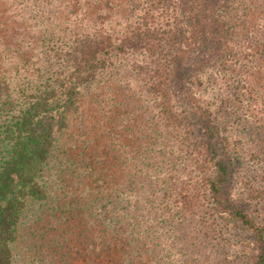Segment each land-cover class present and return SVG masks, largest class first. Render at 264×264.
<instances>
[{"label":"rangeland","instance_id":"obj_1","mask_svg":"<svg viewBox=\"0 0 264 264\" xmlns=\"http://www.w3.org/2000/svg\"><path fill=\"white\" fill-rule=\"evenodd\" d=\"M16 1L0 0L8 4L0 7V131L23 103L30 74L51 62L62 71L76 43L97 35L118 42L148 17L167 25L152 34L163 48L105 55L103 68L78 88L43 166L46 196L27 201L19 216L13 264H93L92 257L97 264L119 242L113 252L124 260L134 246L122 233L131 222L139 227L132 224L128 237L140 247L124 264H250L255 248L246 233L209 216L202 192L212 168L196 163L193 108L179 107L167 120L157 92L186 98L175 79L174 58L181 59L187 93L217 123L232 157L230 197L264 225V0L228 3L220 10L226 37L206 32L200 52H184L176 37L189 41L183 0ZM190 196L200 206L184 218L177 205ZM126 200L128 209L120 207Z\"/></svg>","mask_w":264,"mask_h":264},{"label":"trees","instance_id":"obj_2","mask_svg":"<svg viewBox=\"0 0 264 264\" xmlns=\"http://www.w3.org/2000/svg\"><path fill=\"white\" fill-rule=\"evenodd\" d=\"M233 1L183 0L184 7L188 10L186 18L189 27L187 30L189 41L183 42L180 35L176 37L184 49L186 48L184 52L195 49L202 51L199 40L206 32H210L212 40L216 36L215 40L219 42L226 37L223 23L227 20L221 16L220 10H226L227 4ZM8 3L13 5L17 1L8 0ZM1 6L8 10L6 2H1ZM149 20L150 17L143 18L140 24L135 25L126 34H122L118 42L108 36L97 35L98 39L93 42L76 43L69 53V60L65 61L68 63L62 62L60 72L54 69L53 62H51L46 64V67L42 66L45 71H38L39 74L34 76L30 74L31 78L27 80L26 92L22 97L23 103L19 109L17 108L18 110L7 114V120L2 122L0 131V264H13L11 245L14 241L19 216L26 202L42 200L46 196L42 181L43 166L55 147L56 134L67 127V115L75 101L78 88L90 82L99 69L103 68L104 59H107L105 55L116 57L119 51L129 48L133 51L142 48L151 53L152 48H163L152 34L157 33L159 28L165 27L167 23L155 24ZM215 44H217L216 41ZM179 49L180 47L176 49L177 53ZM60 59L61 55H59ZM174 61L175 70H177L176 83L180 86L181 92H185L186 98L182 100L181 97L177 98L171 94L168 96L162 90L157 92L158 101L166 107L167 120L179 115V107L185 108L188 105L193 108L194 115L197 117L195 128L198 132V149L201 152L196 163L200 168L206 164L212 168V177L205 180L202 192L208 206L209 216L239 226L255 248L250 264H264V225L246 207L231 199L229 185L232 180V157L226 144L223 145V140L219 137L220 129L217 123L185 89L188 68L184 64L180 65L181 59L174 58ZM37 65L41 67L42 63ZM176 98L180 102L176 101ZM124 194L127 195L128 192ZM193 197H189L191 200L185 197L181 205L176 204L177 208L181 209L184 218L198 212L200 205L196 202L197 198L193 199ZM126 204L127 200L125 205L122 203L120 207L128 209ZM157 211L160 216L161 209L157 208ZM111 224L113 228L118 229L116 223ZM132 224L136 228L139 227L134 222H131L130 226ZM130 226L128 224L122 233L128 241L125 244L134 245L133 250L130 253L125 250L123 260L117 251L113 252L121 242L114 245L112 249L107 246L110 251L104 253L103 262L97 257V264H124L125 261L135 258L133 252L137 251L140 245L136 246L133 238L128 237ZM204 227L205 230H210L208 224ZM143 230L145 229H140L141 232ZM92 258L93 264H96V258ZM210 262L211 259H201V264H210Z\"/></svg>","mask_w":264,"mask_h":264}]
</instances>
